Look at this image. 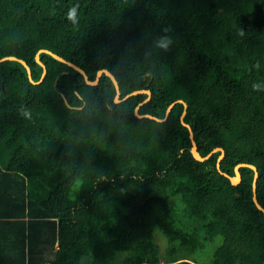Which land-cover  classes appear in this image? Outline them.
Segmentation results:
<instances>
[{
	"label": "trees",
	"instance_id": "trees-1",
	"mask_svg": "<svg viewBox=\"0 0 264 264\" xmlns=\"http://www.w3.org/2000/svg\"><path fill=\"white\" fill-rule=\"evenodd\" d=\"M40 49L186 101L264 207V0H0V59ZM40 58L0 62V264H264L255 171L184 103Z\"/></svg>",
	"mask_w": 264,
	"mask_h": 264
},
{
	"label": "water",
	"instance_id": "water-1",
	"mask_svg": "<svg viewBox=\"0 0 264 264\" xmlns=\"http://www.w3.org/2000/svg\"><path fill=\"white\" fill-rule=\"evenodd\" d=\"M41 52H47V53L51 54L52 56H54L55 58H57L58 60L67 63L70 67H73L74 69L79 71L81 74H83L85 81L88 84H90V85L99 84L102 75L103 74L108 75L112 79V81H113V83L115 85V88H116V94H115V98L114 99H115V101L117 103L122 102V101H124V100H126V99H128V98H130V97H132L134 95H136V94H139V93H142V92L147 93L148 97L143 102H141L135 109L136 115L138 117H140V118L147 117V118H151V119H156L157 121H165L168 118L169 114L171 113V111H172V109H173V107H174V105L176 103H178V102L184 103L185 109H184V111H183V113L181 115V121H182L183 125H185L189 129L190 138H191V141H192L191 152H192L193 156L199 161H205V160L209 159L216 151L220 150L221 151V155L219 156L218 161H217V168L220 170V172L222 174H224L225 176L230 178L231 183L233 185H238L242 181V174H241L240 168L242 166L251 167L255 171L254 180H253V184H252V187H253V200L256 203L257 207L264 212V207L259 202L258 197H257V192H258L257 182H258V177H259V171H258L257 166L252 164V163H240V164L236 165V167H235V175L231 176L229 173L224 172L221 169V161H222V159L225 156V149L223 147H216L213 151H211L206 156L201 155V153L199 151V147H198L197 141L195 140V137H194L193 128L188 122L185 121V117L187 115V108H188V104H187L186 101H184L182 99H178L175 102L171 103L169 105V107L167 108L166 115H165L164 118H161V117L155 116L153 114H149V113L141 114L139 112L140 107L144 103H146L147 101H149L151 99V97H152V91L151 90H149V89L135 90V91H132L131 93L127 94L125 97L122 98L121 97L120 83H119L117 77L112 73V71H110L107 68L100 69L97 72L96 78L94 80H92V79H90L89 75L87 74V72L85 71L84 68H82L81 66L77 65L76 63H74L72 61H68L63 56H61V55H59V54H57V53H55V52H53V51H51L49 49H40L39 52L36 55V60L43 66L42 78H41L40 81H37V82H35L33 77H32V69H31L30 65L24 59H21V58H18L16 56L11 55V56H6V57L0 59V62L1 61H5V60H18V61H20L27 68V71L29 73V79L31 80V82L38 83V82H41L44 79V77L46 76V74H47V67H46L45 63L40 58V53ZM64 98H65V101L68 104V106L72 107L71 104L69 103L68 99L65 96H64Z\"/></svg>",
	"mask_w": 264,
	"mask_h": 264
},
{
	"label": "clouds",
	"instance_id": "clouds-1",
	"mask_svg": "<svg viewBox=\"0 0 264 264\" xmlns=\"http://www.w3.org/2000/svg\"><path fill=\"white\" fill-rule=\"evenodd\" d=\"M170 42H171L170 39L165 38L164 40H161L158 43H159L160 47L167 48L168 43H170Z\"/></svg>",
	"mask_w": 264,
	"mask_h": 264
},
{
	"label": "rangeland",
	"instance_id": "rangeland-1",
	"mask_svg": "<svg viewBox=\"0 0 264 264\" xmlns=\"http://www.w3.org/2000/svg\"><path fill=\"white\" fill-rule=\"evenodd\" d=\"M88 258H89V257H85V258H84V263L87 262ZM87 264H89V263H87ZM122 264H126V263H122Z\"/></svg>",
	"mask_w": 264,
	"mask_h": 264
}]
</instances>
